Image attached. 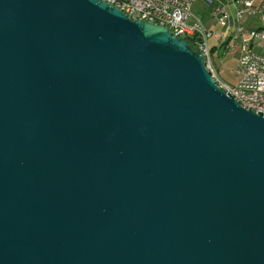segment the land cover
Returning a JSON list of instances; mask_svg holds the SVG:
<instances>
[{"label": "water", "instance_id": "water-1", "mask_svg": "<svg viewBox=\"0 0 264 264\" xmlns=\"http://www.w3.org/2000/svg\"><path fill=\"white\" fill-rule=\"evenodd\" d=\"M0 264H264V114L167 26L0 0Z\"/></svg>", "mask_w": 264, "mask_h": 264}, {"label": "built area", "instance_id": "built-area-1", "mask_svg": "<svg viewBox=\"0 0 264 264\" xmlns=\"http://www.w3.org/2000/svg\"><path fill=\"white\" fill-rule=\"evenodd\" d=\"M105 1L115 4L134 19L140 18L169 27L174 35L192 42L194 48L203 56L206 54L209 39L215 34L203 24L201 15L192 13V4L195 0ZM245 14L259 15L264 21V0H242L241 3L242 30L235 40L240 43L242 51L237 67L233 70L240 77L239 82L232 85L216 74L213 76L243 107L264 114V25L256 29L245 28L243 25ZM212 15L218 24L229 25L226 5L216 4L212 9ZM221 35L222 33L219 34L218 41Z\"/></svg>", "mask_w": 264, "mask_h": 264}, {"label": "rangeland", "instance_id": "rangeland-1", "mask_svg": "<svg viewBox=\"0 0 264 264\" xmlns=\"http://www.w3.org/2000/svg\"><path fill=\"white\" fill-rule=\"evenodd\" d=\"M214 3L215 5L218 3L224 4L227 6V8H229V10H231L230 1L197 0L194 1L192 4V12L196 15H203V24L206 27L208 25L207 28L215 32V34L209 39V44L213 50L212 59L214 60L218 75L229 84L236 85L239 82L240 77L233 70L237 67L238 59L240 57L242 48L240 43L235 40L236 38L228 39V37L232 34L233 26L231 25H233L236 20L238 22L237 14L235 13L236 19L235 17H232L230 21L231 25L218 24L215 18H213V15L211 14V6ZM243 25L245 28L256 29L257 27L263 26L264 21L260 18L259 15L245 14L243 18ZM221 33H225V37L230 41L229 44V41L227 42V45H229V47L226 45V43L224 47L215 46V43L219 42V34ZM231 46L235 47L230 48Z\"/></svg>", "mask_w": 264, "mask_h": 264}, {"label": "bare ground", "instance_id": "bare-ground-1", "mask_svg": "<svg viewBox=\"0 0 264 264\" xmlns=\"http://www.w3.org/2000/svg\"><path fill=\"white\" fill-rule=\"evenodd\" d=\"M236 3L238 4V9H237V18H238V21H239V30L238 32H236L233 36L234 38H237V35L239 34V32L242 30V26H241V3H242V0H236ZM226 14H227V20H229L230 18V14L228 13L227 9H226ZM226 41V37L224 34L221 35V39L219 40L220 43H223ZM229 47V45H227ZM204 58H205V64L206 66L209 67L210 71L212 72V74H216L217 77H219L216 69H215V66H214V63H213V59H212V48L210 46V44H208V47H207V51H206V54L204 55Z\"/></svg>", "mask_w": 264, "mask_h": 264}, {"label": "crops", "instance_id": "crops-1", "mask_svg": "<svg viewBox=\"0 0 264 264\" xmlns=\"http://www.w3.org/2000/svg\"><path fill=\"white\" fill-rule=\"evenodd\" d=\"M195 1H197V0H195ZM226 1H230L231 2V4H230V6H231V10H229V8H227V6H226V9H227V11H229L228 13L230 14V18H229V20H228V23L230 24V21H231V19H232V17L234 18L235 17V19H236V15H235V13L237 12V9H238V4L236 3V0H226ZM215 6V3L211 6V14H212V9H213V7ZM193 13V12H192ZM194 14V13H193ZM196 15V14H195ZM198 15H200V14H198ZM202 16V20H203V15H201ZM191 19L193 20V17H191ZM231 25V24H230ZM231 26H233V29H232V34L228 37V39H230V38H234V34L236 33V32H238V30H239V21L237 22V20L235 21V23L233 24V25H231ZM241 26H242V22H241ZM207 27H208V25H207ZM241 32V31H240ZM239 32V33H240ZM222 34H224L225 35V33H222ZM227 38H226V41L224 42V44L226 43V45H227V42L229 41ZM230 43V41L228 42V44ZM223 43H220V42H216L215 43V45H222ZM214 47V46H213ZM212 48V47H211ZM212 56H213V53H212ZM213 63H214V60H213ZM214 66H215V63H214ZM215 69H216V67H215ZM217 71V70H216ZM220 77V76H219Z\"/></svg>", "mask_w": 264, "mask_h": 264}, {"label": "trees", "instance_id": "trees-1", "mask_svg": "<svg viewBox=\"0 0 264 264\" xmlns=\"http://www.w3.org/2000/svg\"><path fill=\"white\" fill-rule=\"evenodd\" d=\"M190 44L193 45L192 42H190ZM215 46H222V47H224L225 44H222V45H215ZM212 53H213V50H212Z\"/></svg>", "mask_w": 264, "mask_h": 264}]
</instances>
